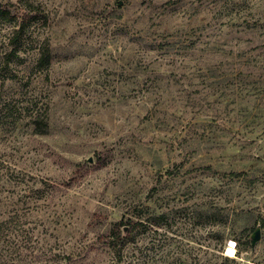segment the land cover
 Instances as JSON below:
<instances>
[{"label": "rangeland", "instance_id": "1", "mask_svg": "<svg viewBox=\"0 0 264 264\" xmlns=\"http://www.w3.org/2000/svg\"><path fill=\"white\" fill-rule=\"evenodd\" d=\"M0 4V264H264V0Z\"/></svg>", "mask_w": 264, "mask_h": 264}, {"label": "trees", "instance_id": "2", "mask_svg": "<svg viewBox=\"0 0 264 264\" xmlns=\"http://www.w3.org/2000/svg\"><path fill=\"white\" fill-rule=\"evenodd\" d=\"M19 11H15L13 14H10L9 9H6L1 6L0 4V19L6 20L7 22H10V31L8 33V44L12 46L11 51H14L15 48H17L18 45H21L23 42H25V37L27 33L30 31H27V25L24 23L26 20L31 21L32 18H36V15H33L30 11H25L22 13H18ZM30 12V13H26ZM29 29V28H28ZM21 41V43H20ZM13 54V53H9ZM49 51H44L40 53V56L38 58V63L40 62H47L49 59ZM37 126H39V123H37V119H34ZM141 215H137L138 219L134 220L131 217H128L126 219H120L117 222L113 223L110 228V233L107 236L106 244L107 246L114 252V254H120L121 250L124 248L125 245H127L128 242H130L133 239L134 231L138 228H143L147 224H153V225H159L160 219H162L165 216V213H153L151 215H147L145 218L142 219L139 218ZM146 222V223H145ZM7 225V221L1 220L0 221V241L2 239V233L4 231V228ZM261 226H264L263 222H260ZM255 227L245 228L249 233H251L254 230ZM236 245H238L239 240L235 239ZM239 251V247L237 248V253Z\"/></svg>", "mask_w": 264, "mask_h": 264}, {"label": "bare ground", "instance_id": "3", "mask_svg": "<svg viewBox=\"0 0 264 264\" xmlns=\"http://www.w3.org/2000/svg\"><path fill=\"white\" fill-rule=\"evenodd\" d=\"M230 250H233V248H230Z\"/></svg>", "mask_w": 264, "mask_h": 264}]
</instances>
